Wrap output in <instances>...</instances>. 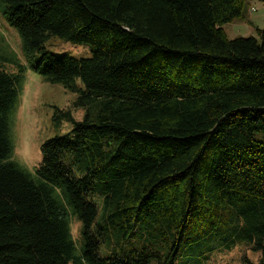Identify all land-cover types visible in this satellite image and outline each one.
Wrapping results in <instances>:
<instances>
[{
    "label": "trees",
    "instance_id": "1",
    "mask_svg": "<svg viewBox=\"0 0 264 264\" xmlns=\"http://www.w3.org/2000/svg\"><path fill=\"white\" fill-rule=\"evenodd\" d=\"M0 4L31 65L84 109L55 106L40 162L21 164L26 64L0 54V264H209L237 245L264 264V27L224 28L249 0Z\"/></svg>",
    "mask_w": 264,
    "mask_h": 264
},
{
    "label": "rangeland",
    "instance_id": "2",
    "mask_svg": "<svg viewBox=\"0 0 264 264\" xmlns=\"http://www.w3.org/2000/svg\"><path fill=\"white\" fill-rule=\"evenodd\" d=\"M257 27H264V0H249L245 19H236L224 24L229 37L258 35ZM47 48L56 52H66L78 57L90 56L92 46L60 37L49 39ZM0 54L17 57L19 63L26 64L22 79V90L16 109L11 114V135L15 141L16 158L21 164L34 169L41 160V143L56 133L52 116L55 106L71 107L77 118L84 113L82 107L73 105L77 93L66 89L62 84L46 80L40 71L31 65L30 58L24 54L22 36L15 24L11 22L0 4ZM8 70L15 71L18 64L11 59L5 60ZM71 123L64 125L62 130L69 128ZM75 229L79 222H74ZM257 261L259 253L246 249L241 245L227 251L214 254L209 264H245L244 255Z\"/></svg>",
    "mask_w": 264,
    "mask_h": 264
}]
</instances>
